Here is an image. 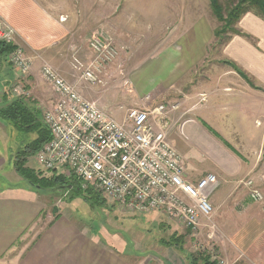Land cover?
<instances>
[{
	"label": "rangeland",
	"instance_id": "1",
	"mask_svg": "<svg viewBox=\"0 0 264 264\" xmlns=\"http://www.w3.org/2000/svg\"><path fill=\"white\" fill-rule=\"evenodd\" d=\"M82 4L80 2V7ZM68 5L79 6L72 0L68 2ZM122 5L123 8L125 4ZM178 9L180 10L176 18L178 26L182 27L187 21H192L197 16L196 18H201L209 29V44L205 48L202 61L191 67L186 75H180V68L177 73L174 72V67L167 80H159L161 73L169 67L168 65L156 66L166 57V54L161 56L164 50L158 48L159 44H156V40L154 42L140 41L125 48H117L110 40L119 54L109 65L99 68L98 82L91 85L81 80L79 69L80 67L85 69L95 59L87 49L86 41L78 40L75 42L73 50L70 49L72 51V54L69 55L70 65L64 64V60L58 54L51 52L49 58L53 60L54 65L49 62V59L45 62L42 61L38 71L23 77L18 76L14 71L12 73V70L6 65L8 60L5 61L4 55L0 54V62H2L0 78L3 80L0 82V108L15 98H23L28 106L38 110L42 118L43 113L51 109L57 100L53 89L40 74L41 67L47 64L69 85L73 86L80 96L93 102L105 114L118 121H122L130 109L146 110L152 113L153 123L164 132L168 142L182 157L189 181L193 182L201 176L213 174L217 180V187L211 193V198L221 193L223 197L227 196L222 201H227L230 190L235 199H237V193L241 192L245 203L240 200V197L239 204H234V208L213 209L214 213L209 222L202 223L195 230H190L153 213L133 215L118 211L103 198V203L100 205H91L84 196L74 195L73 197L72 193L65 188H53L45 191H37L33 188L39 192L47 204L48 221H52L61 214L72 218L82 228L98 236L102 235L113 247H118L121 251L126 252L134 264L137 262L140 264H165L167 255L175 257L179 255L177 264H204L205 259L213 264H228L226 258L222 254H218V245L227 244L224 231H230L233 228L225 221L229 220L228 223H230L232 217L239 218L240 212L243 210L242 207L249 203L247 199H250L252 191H258L262 199L259 202H254L251 199L250 201L258 206L264 204V144L260 146L257 144L259 140L264 139V113L251 116L252 121L250 118L246 119L245 129L236 127L233 129L232 117L234 114L230 107H245L248 103L245 99L240 100L234 95L231 96L230 93V97H226L225 93L223 95L224 87L227 85L236 87L237 84L227 79L222 81L220 77L225 74L239 76V84L245 87L244 90L238 91L241 95L245 90L259 95V89L254 87L249 75L225 54L224 48L229 41L222 46L219 39L214 37V31L218 28V24L210 13L207 0L188 1L183 9H181V5ZM189 10L194 12L192 19L185 17V13L182 14L183 11ZM129 14L127 20L125 19L128 24L130 21H134L131 12ZM251 16L256 17L253 14ZM250 19L240 21L235 29L238 32V37H244L253 43L254 40L251 36L241 28L244 25L249 26ZM166 22L168 21L166 20ZM170 26L167 23L163 27L166 30V34H164L166 37ZM128 28L129 26L125 30L127 31ZM93 36L104 38L101 34ZM93 36L91 35V37ZM151 36L150 34L148 37ZM234 37L236 36H232L231 39ZM163 39L162 37L161 42L164 41ZM13 46L20 48L24 54L23 48L15 41ZM63 46L64 43H61L58 49ZM176 77H182V79L175 81ZM52 92L55 98L51 94ZM186 96L189 98L188 103L185 104H188L192 115L194 111L197 122L202 128L200 131L191 125H187L184 133L179 131L178 129L185 119L184 116L174 122L171 121L172 123L168 121L172 120L169 117L178 106H172L174 101L181 102L182 99H186ZM184 101L186 102V100ZM159 107H163L161 115L155 112ZM259 107L257 104V108ZM228 110L230 112L227 114ZM200 111H204L202 115L198 114ZM188 113L185 115L188 116L190 114ZM254 118L256 128L249 124V121L253 122ZM35 138V134L19 135L7 122L0 120V145L5 150L4 154L7 159L6 166L0 172V188L6 187L7 184L28 186L18 175L13 176L15 172L13 165L18 158L19 150ZM226 153H230L236 162H226ZM26 158V167L33 169L37 174L41 172L43 177L51 176L38 168L34 156ZM217 165L221 166L223 171L226 167L232 168L233 165H237L233 172H239V169H242L243 172L234 178H228L225 177L227 175L225 171L223 177L221 175L218 177L215 172H209L217 170ZM192 166L203 171L201 175H194L196 168L193 169ZM259 171L262 172V176H259ZM235 193L236 195H234Z\"/></svg>",
	"mask_w": 264,
	"mask_h": 264
},
{
	"label": "crops",
	"instance_id": "2",
	"mask_svg": "<svg viewBox=\"0 0 264 264\" xmlns=\"http://www.w3.org/2000/svg\"><path fill=\"white\" fill-rule=\"evenodd\" d=\"M72 1L77 2L79 6L68 5L71 0H0V28L15 31V43L23 48L25 56L32 61V71L29 74L38 71L42 61L49 59L54 65L53 60L49 58L51 52L58 54L64 60V64L70 65L69 55L72 54L70 49L73 50L78 40L86 41L87 49L93 56L89 47L91 35L101 34L111 40L117 48H125L140 41L156 40V44H159L158 48L164 50L161 56L166 54L164 60L158 62L156 66L169 67L160 75L159 80L164 81L168 79L174 67V72L177 73L180 68L181 74H179L186 75L191 67L202 61L205 48L209 44L208 25L203 23L201 18H196L197 16L194 21L193 11L182 13L192 21H187L182 27L176 23L180 5L183 9L188 1L194 0ZM80 2L83 3L81 7ZM121 3L125 4L123 8ZM130 12L134 21L128 24L126 20ZM249 18H251L250 25L241 28L247 31L246 34L248 33L254 42L236 36L230 39L224 51L229 59L249 75L254 87L259 89L257 90L259 95L247 90L243 91L242 95L238 93L245 87L239 84L240 77L237 75L225 74L220 77L222 81L227 79L237 84L236 87L234 85L224 87L223 95L225 93L226 97H230L231 94L240 100L245 99L248 103L245 107H230L234 114L233 129L234 127L245 129L246 119L264 113V21L251 14L244 16L241 21ZM167 23L171 26L166 37L164 35L166 30L163 27ZM150 34L152 36L149 38ZM162 37L163 42H161ZM61 43H64V46L58 49ZM1 64L2 62L0 68ZM6 65L13 73L8 61ZM181 79L182 77H176L174 80ZM1 81L3 80L0 78ZM51 94L54 97L53 92ZM185 98L186 102L183 99L181 102L174 101L172 106H178L169 117L172 120L168 121L172 123L171 121L174 122L184 116L179 131L184 133L187 125L200 131L202 128L197 122L194 111L192 115L188 104H185L188 103L189 97ZM187 112L190 113L188 116L185 115ZM203 112L200 111L198 114L202 115ZM229 112L230 110L226 113ZM255 118L253 122L251 119L249 124L256 128ZM166 125L168 126L167 122ZM257 144L259 146L264 144V139L259 140ZM4 151L0 145V172L7 162ZM225 157L226 162H236L230 153H226ZM233 166L226 167L223 171L221 166L217 165V170L209 172H215L220 177L226 171L227 175L224 176L228 178L242 174V169L233 172L237 165ZM192 168H196L194 175H201L203 172L198 167L192 166ZM259 172V176H262V172ZM16 175L17 173L14 172L13 176ZM37 191L29 185L25 187L7 184L6 187L0 188V264H134L126 252L113 247L102 235L98 236L82 228L72 218L61 214L48 221L47 204ZM228 192L227 201H222L227 196L223 197L221 193L210 198L214 210H221L224 207L231 209L234 208V204H239L242 193L238 192L235 199L233 192L230 190ZM240 200L245 203L243 197ZM247 200L249 203L242 207L239 218L232 217L230 223L229 220L225 221L233 228L224 231L227 244L218 245V254H222L228 264H264V204L258 206L250 199ZM178 256L167 255L165 264H177V259L180 258Z\"/></svg>",
	"mask_w": 264,
	"mask_h": 264
},
{
	"label": "built area",
	"instance_id": "3",
	"mask_svg": "<svg viewBox=\"0 0 264 264\" xmlns=\"http://www.w3.org/2000/svg\"><path fill=\"white\" fill-rule=\"evenodd\" d=\"M15 34L0 28V42L13 46ZM89 47L95 60L80 67V78L95 85L99 68L119 53L110 40L99 36L90 38ZM7 60L18 76L32 71V61L20 48L13 46ZM40 74L57 96L43 113L50 139L34 156L42 172L74 177L83 191L91 189L124 213H153L190 230L211 220L215 175L189 181L182 157L153 123L152 113L130 109L118 121L80 96L47 64ZM162 111L163 107L155 110L158 115ZM250 199L259 202L262 196L252 191Z\"/></svg>",
	"mask_w": 264,
	"mask_h": 264
},
{
	"label": "trees",
	"instance_id": "4",
	"mask_svg": "<svg viewBox=\"0 0 264 264\" xmlns=\"http://www.w3.org/2000/svg\"><path fill=\"white\" fill-rule=\"evenodd\" d=\"M210 13L218 24L214 31V37L219 39L223 46L230 41L232 36H238L236 25L247 14H253L264 21V0H207ZM13 46L0 42V54L7 59ZM0 120L7 122L19 135L35 134L36 138L22 147L18 152V158L14 162V170L17 175L29 186L37 190H48L53 188L67 189L75 196H84L91 205H100L103 199L91 189L83 191L74 177L65 178L61 175L51 174L46 178L26 167V157L35 156L40 148L50 139L47 126L41 118L37 109L25 103L23 98H15L6 106L0 108ZM206 258V257H205ZM204 264L209 263L206 259Z\"/></svg>",
	"mask_w": 264,
	"mask_h": 264
}]
</instances>
